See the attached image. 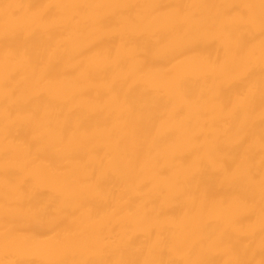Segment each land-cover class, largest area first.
Returning a JSON list of instances; mask_svg holds the SVG:
<instances>
[{"label":"bare ground","instance_id":"obj_1","mask_svg":"<svg viewBox=\"0 0 264 264\" xmlns=\"http://www.w3.org/2000/svg\"><path fill=\"white\" fill-rule=\"evenodd\" d=\"M0 264H264V0H0Z\"/></svg>","mask_w":264,"mask_h":264}]
</instances>
